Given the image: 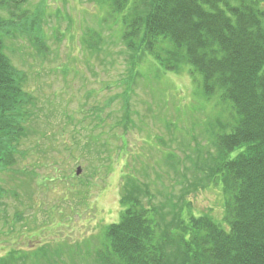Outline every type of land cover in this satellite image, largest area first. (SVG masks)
<instances>
[{"label": "rangeland", "instance_id": "374dc122", "mask_svg": "<svg viewBox=\"0 0 264 264\" xmlns=\"http://www.w3.org/2000/svg\"><path fill=\"white\" fill-rule=\"evenodd\" d=\"M14 12L5 52L33 103L23 156L0 171V264H103L97 249L103 227L120 218L125 175L167 221L183 211L223 223L211 166L216 134L229 131L219 125L233 123L230 103L206 96L189 67L133 62L93 1L28 0ZM26 22L33 31H19Z\"/></svg>", "mask_w": 264, "mask_h": 264}, {"label": "trees", "instance_id": "16d2710c", "mask_svg": "<svg viewBox=\"0 0 264 264\" xmlns=\"http://www.w3.org/2000/svg\"><path fill=\"white\" fill-rule=\"evenodd\" d=\"M88 1L111 18L125 49L134 52L133 62L150 57L164 71L189 67L190 74L199 75L203 93L217 94L235 113L233 123L219 125L229 131L216 134L218 156L211 166L225 195L224 222L191 212L183 217V211L167 221L159 208L142 203L147 191L135 177L125 175L120 218L103 227L99 260L264 264V0ZM27 2L0 0L9 13L0 19V171L23 156L17 145L27 135L31 118L33 98L23 90L25 75L13 66L3 42L16 35L13 18L21 15L14 10ZM33 24L26 22L19 31L29 33ZM94 43L88 41L89 48Z\"/></svg>", "mask_w": 264, "mask_h": 264}, {"label": "water", "instance_id": "95a60500", "mask_svg": "<svg viewBox=\"0 0 264 264\" xmlns=\"http://www.w3.org/2000/svg\"><path fill=\"white\" fill-rule=\"evenodd\" d=\"M79 173H80V168L77 167V168H76V171H75V174H76V175H79Z\"/></svg>", "mask_w": 264, "mask_h": 264}]
</instances>
